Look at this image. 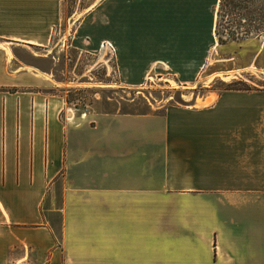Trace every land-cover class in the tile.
I'll use <instances>...</instances> for the list:
<instances>
[{
  "label": "crops",
  "instance_id": "0c3cea01",
  "mask_svg": "<svg viewBox=\"0 0 264 264\" xmlns=\"http://www.w3.org/2000/svg\"><path fill=\"white\" fill-rule=\"evenodd\" d=\"M0 0V264H264V89L82 112L14 47L111 44L118 81L264 72V33L220 44V0ZM52 89V91L50 90Z\"/></svg>",
  "mask_w": 264,
  "mask_h": 264
},
{
  "label": "rangeland",
  "instance_id": "374dc122",
  "mask_svg": "<svg viewBox=\"0 0 264 264\" xmlns=\"http://www.w3.org/2000/svg\"><path fill=\"white\" fill-rule=\"evenodd\" d=\"M93 0H66L64 11L71 14L81 8V13ZM252 7L264 10V0H252ZM223 25L224 21L220 19ZM245 22H242L244 24ZM236 27V26H235ZM240 28V30H242ZM71 25L61 34L56 33L53 42L44 48L28 49L14 47L10 56L7 75L16 72L34 71L53 87V92L63 95L71 108L82 112H131L161 108L167 104H190L209 92L228 90L264 89V72L254 69L241 72L213 75L206 82L181 85L173 80L165 81L153 77L140 86L121 84L116 75L113 55L107 51L96 54L80 53L70 46ZM254 34L251 37H259ZM224 37H228L224 33ZM246 39V38H245ZM244 39L229 40L240 42ZM50 90V89H49ZM52 91V89L50 90Z\"/></svg>",
  "mask_w": 264,
  "mask_h": 264
},
{
  "label": "trees",
  "instance_id": "16d2710c",
  "mask_svg": "<svg viewBox=\"0 0 264 264\" xmlns=\"http://www.w3.org/2000/svg\"><path fill=\"white\" fill-rule=\"evenodd\" d=\"M252 4V0H220L215 29L220 44L264 33V10L253 8ZM220 19L224 21L223 25Z\"/></svg>",
  "mask_w": 264,
  "mask_h": 264
},
{
  "label": "built area",
  "instance_id": "2783aa9c",
  "mask_svg": "<svg viewBox=\"0 0 264 264\" xmlns=\"http://www.w3.org/2000/svg\"><path fill=\"white\" fill-rule=\"evenodd\" d=\"M101 51L102 52L103 51H107L111 55H114V53H115L114 47L111 44L107 43V42H104V43L101 44Z\"/></svg>",
  "mask_w": 264,
  "mask_h": 264
}]
</instances>
